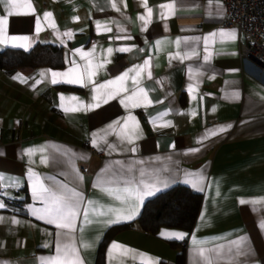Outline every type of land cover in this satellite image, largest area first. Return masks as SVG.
<instances>
[{
    "label": "crops",
    "instance_id": "crops-1",
    "mask_svg": "<svg viewBox=\"0 0 264 264\" xmlns=\"http://www.w3.org/2000/svg\"><path fill=\"white\" fill-rule=\"evenodd\" d=\"M146 2L152 8L147 25L138 18L147 12L141 0H115L120 11L111 0H31L34 11L21 7L20 14L7 17L5 34L29 37V46L9 40L0 43V50L57 44L65 65L25 67L13 75L0 70V202L6 205L0 209V264H42L41 257L56 254L61 230L32 215L34 208L45 207L33 194L37 176L49 187L64 184L82 193L72 235L84 264H97L111 228L136 221L149 199L180 184L203 195L193 230L162 228L150 235L134 225L110 238L105 264H177L182 249L186 264H207L199 249H222L212 264H264V69L241 59L246 38L238 28L224 26L226 8L220 0H176L175 15L167 18H161L159 5L169 0ZM45 12L52 17L46 20ZM5 15L0 4V16ZM221 30H235L237 38L204 40ZM193 49L190 59L173 58L191 55ZM89 59L101 65L94 84L51 82V72L83 70ZM146 61L150 67L134 83L136 72L129 70ZM126 71L127 92L111 95L116 85L101 87ZM139 88L151 102L131 107L127 97ZM72 107L79 110H64ZM125 123L130 129L138 124L131 143L120 135ZM145 185L152 194L130 202L133 218L121 216V222L108 224L115 216L111 210L129 207L115 195L129 187L146 193ZM170 232L186 235H162ZM234 241H241L239 253ZM114 242L123 249H112ZM176 242L179 248L172 245Z\"/></svg>",
    "mask_w": 264,
    "mask_h": 264
},
{
    "label": "snow or ice",
    "instance_id": "snow-or-ice-1",
    "mask_svg": "<svg viewBox=\"0 0 264 264\" xmlns=\"http://www.w3.org/2000/svg\"><path fill=\"white\" fill-rule=\"evenodd\" d=\"M144 7L147 9L146 15H140L138 18L144 22L145 25L150 23L151 16H152V8L147 7L146 0H141ZM112 7L115 8L117 11H120V8L117 7L115 0H111ZM0 4H3L6 10L5 16H0V43H7L9 40L13 42V46L27 48L29 46V37H17V36H7L5 34V26L7 24V17L11 16L13 14H20L19 10L21 7L30 9L34 11V6L31 3V0H23V3H21V0H0ZM126 6V3H125ZM161 11L160 16L161 18H167L169 15H175L176 10V0H169L167 3H163L159 5ZM50 17H52L51 12H45L44 18L47 20ZM74 19L78 20L79 17H75ZM52 27H55V24L51 25ZM101 27L100 22H97V29ZM40 30V21L37 20V31ZM106 31H111V28L105 26ZM123 31V29H121ZM65 35L71 37L72 33L68 32L65 33ZM220 36L221 38H228L231 40H235L237 38V33L235 30L232 31H224L221 30L219 33L213 32L210 34L209 37H204V40L207 41L212 37ZM200 37H193L191 40L193 41H199ZM17 41H20V43H16ZM184 43H189V38L184 39ZM157 44H160V41H157ZM176 46L179 48L181 44V40L178 38L175 41ZM207 51V49H205ZM80 51V54L82 57L90 56V53ZM93 51H95V48H93ZM113 51L112 48H108L107 52L111 53ZM119 51H129L127 48H121ZM192 55H196L195 50L193 49L191 55L185 54L184 56H181L179 53L176 54L173 58L183 60L185 58L190 59ZM210 58L209 55H205L203 59L205 61H208ZM101 65H93L92 61L89 59L86 64L83 67V70L79 66L73 67L68 69L65 72H51L52 76V83L56 84L59 82H67L69 84H79L82 86H88V84H94L93 76L96 75V69L100 67ZM149 62H145L144 65H138L135 69H130L129 71H135L136 77L133 78L134 83H138V80L136 79L141 75V73L146 69L149 68ZM129 71H126L116 77L114 80H110L107 82L106 85H102L101 87H107L108 85H116V90L111 95L118 94L119 92H127L128 89L125 87V81L129 78ZM148 75L150 76V71L148 72ZM61 77L63 80H58L57 78ZM189 90L191 91L192 88L189 86ZM61 99H64V97H61ZM70 99H77L76 97H71ZM128 102L130 103L131 107H138L141 106L142 103H150L151 101L148 100V96L146 91L143 88H139L138 91L133 92L132 95L127 97ZM124 101H122L123 103ZM126 106H128L126 104ZM66 112L68 111H78L79 109L77 107L72 108H65ZM128 120L134 121L135 118L129 116ZM138 129V124L135 125L133 128H129L128 124L125 123L123 128L120 130V135L128 140L129 143H131L136 136V132ZM223 131V129L221 130ZM216 133H212V135H215ZM92 143L95 145L96 141L93 140ZM33 150H29V155L32 154ZM132 151H135V149H132ZM42 162L46 163L47 158H45ZM33 176H35V173H32ZM82 179V177H81ZM145 188L148 189L146 193H141L139 189H133L131 187L125 188L123 191V194H117L115 195L116 200L122 201L123 204L129 205L126 209H113L111 210L113 213H115L114 217H110L107 221L108 224H114L121 222L120 217L123 216L126 220H131L134 216V212L131 211V201L133 199L138 200L141 198L143 194H152V190L149 188V186L145 185ZM33 194L35 198L39 201H42L45 204V207L42 209H33L32 215L36 216L40 220H44L49 225H54L55 228L61 230L59 235L62 237L60 241L56 244V254L49 257H41L42 264H84V260L81 257L80 249L77 247L75 243V238L72 235L77 231L76 222L77 218L80 216V204L83 199L82 193L78 192L75 188H67V185L61 184L59 188H53L47 186L43 180H41L38 176L34 179L33 185ZM109 194H112L111 192ZM88 203L91 205L93 202L88 201ZM243 203V201H241ZM6 205L3 202H0V209L5 208ZM95 211V209H93ZM99 215H104V213L101 211ZM85 219L88 217V212H84ZM3 218L0 217V220ZM12 223H20V221L13 219ZM162 235L167 236L168 238H176V239H184L185 233L182 232H170V233H162ZM193 244L196 245L198 242L195 238H193ZM236 245L237 253H239L241 241H234L233 242ZM47 247L48 245H44ZM84 248L90 247L89 244L83 243ZM112 249L121 248L123 249L122 245H119L117 243L112 244ZM131 251V250H129ZM232 250L229 249V252ZM198 254L205 259L207 264H212V257L214 255H221L222 249H199Z\"/></svg>",
    "mask_w": 264,
    "mask_h": 264
},
{
    "label": "trees",
    "instance_id": "trees-1",
    "mask_svg": "<svg viewBox=\"0 0 264 264\" xmlns=\"http://www.w3.org/2000/svg\"><path fill=\"white\" fill-rule=\"evenodd\" d=\"M63 48L57 44L40 43L30 51L18 49L0 50V70L8 75H13L19 69L64 67ZM76 89L64 87V89ZM21 202V201H20ZM17 204L21 205L19 202ZM203 204V195L195 192L185 185H176L149 199L138 219L130 224L111 228L101 242L97 264L104 263V254L107 243L117 232L128 230L134 225H139L146 233L157 235L162 228L179 229L190 232L193 230ZM11 206L13 205L10 204ZM25 214L23 208H19ZM179 248L180 243H172ZM177 264H186V253L182 249L177 256Z\"/></svg>",
    "mask_w": 264,
    "mask_h": 264
},
{
    "label": "built area",
    "instance_id": "built-area-1",
    "mask_svg": "<svg viewBox=\"0 0 264 264\" xmlns=\"http://www.w3.org/2000/svg\"><path fill=\"white\" fill-rule=\"evenodd\" d=\"M226 8L225 27H236L245 36L241 59L264 69V0H220Z\"/></svg>",
    "mask_w": 264,
    "mask_h": 264
}]
</instances>
